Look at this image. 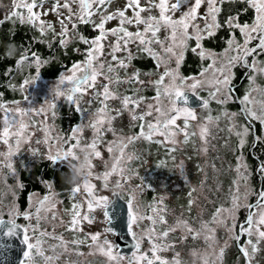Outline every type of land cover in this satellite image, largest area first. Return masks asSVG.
I'll list each match as a JSON object with an SVG mask.
<instances>
[{"label": "snow or ice", "instance_id": "6c2138e0", "mask_svg": "<svg viewBox=\"0 0 264 264\" xmlns=\"http://www.w3.org/2000/svg\"><path fill=\"white\" fill-rule=\"evenodd\" d=\"M48 0H13V11L6 14L0 25L12 20H18L21 24L27 23L38 35H34L27 46L21 45L23 51H19L14 43L15 53L4 51L0 60L15 58L17 68L27 64L35 68V75L25 77L18 86L9 84L13 91L25 93L29 87H33L40 80L41 69L56 60V56L45 58L39 52L32 51L33 44L45 45L50 51H59L64 56L69 52L76 53L82 59L75 60L65 71L60 72L55 82L48 86L50 99H45L39 108L30 101L29 96L23 95V101L29 103L28 107H21L20 100L3 101V94L0 93V112L2 116V132L0 141L8 146L7 152L0 153V170L7 168L4 176L5 184L9 177L17 181V187L23 189L24 185L19 181L17 169L14 167L12 158L16 156L24 143H30L32 133L29 132V125L24 122V117L41 115L45 123L41 128L44 134L43 143L51 145L53 141L59 143L55 154L49 151L45 158L53 165L67 162L72 167L79 160L77 150L86 152L84 167L86 171L80 177L83 184L85 196L82 203L72 204L71 220L67 225L70 232L83 233V222L92 224L95 217L90 215L96 209H103L105 220L109 217V198L105 195H96V185L90 183L93 176V159H103L98 149L100 143H105L104 137L111 133L112 140L106 141V150L111 158V163L105 161V171L95 176L96 180L103 181V188L109 187V177L113 174L119 175L120 179L115 181V189L128 188L131 180L138 177L139 173L130 165L139 161L141 156L136 152L128 153L127 149L134 146L138 141H147L165 147L166 154H173L180 149V145L191 143V137H197L198 149L201 153L208 152L209 125L218 123L221 118L228 122V131L236 137V144L233 149L235 156L236 173L229 188L231 206L217 208L212 216V221L219 227L224 228L229 239L236 242L240 256L244 264H253L257 254L262 251L261 244H264V185L259 190L252 188L251 177L254 173L259 174L264 180V159L253 169L247 163L245 150L247 147L255 149L264 146V100L260 101L259 109L255 107L254 92L264 94V87L256 85L257 75H264V0H127L123 8L109 11L113 0H55L51 7L45 11L44 5ZM75 5V7H73ZM202 5L206 8L201 11ZM226 5H243L235 10L229 9L227 15H223ZM19 9H25L27 19ZM40 9V11H36ZM131 10L132 15L128 16ZM254 13L251 22H241L243 14L249 11ZM49 13H55L60 25L59 31L53 23L42 19ZM66 13V14H65ZM155 13V14H154ZM146 14V15H145ZM223 18L221 19V17ZM98 17V19H95ZM15 18V20L13 19ZM118 20L116 28H106L109 21ZM202 21L203 23H200ZM80 25H91L94 36H86L80 31ZM125 25L135 27L130 31ZM221 29H227L228 35L224 38L226 47L221 52L205 46L206 41L217 38ZM237 31L242 40L237 39ZM161 32L164 33L161 38ZM12 36L16 33L13 31ZM113 37L114 39H109ZM19 55L17 58V54ZM188 52L198 57L202 62L210 61L206 67L202 66L199 75L185 76L180 72ZM118 53L122 55H118ZM149 58L155 64V69H163L155 80H143L142 73L136 68L134 61ZM174 62V67H173ZM245 69V79L248 80V87L242 96H237L234 80L235 69ZM123 71V77L120 72ZM9 68L5 75H10ZM211 73V79L208 78ZM127 85L124 91L119 89ZM149 88L153 89L155 95L147 97L142 93ZM211 89L208 98L198 97L202 101V107L208 108L210 100L221 106L216 117L209 115L206 122L199 126V132H189L190 121L198 119L196 113L189 107H180L177 101L187 103V92L196 95L199 91ZM85 97H89L85 99ZM63 99L76 113L80 114L81 123L72 127L69 135L52 137L51 129L47 125V113L51 112L52 117L56 116L57 101ZM110 101H118V106H111ZM98 103L94 111L92 105ZM238 103V111H229L227 105ZM9 105H13L9 107ZM87 105V107L83 106ZM143 105V110L141 106ZM127 115L129 134H123L124 129H117L116 121L123 122ZM151 117L152 119H148ZM183 118L181 127L177 121ZM240 119L243 122L237 123ZM87 121V123H84ZM252 122H258L260 132L257 133ZM85 128L93 131L89 143L81 144V135ZM11 129H16L14 132ZM183 136V140L178 137ZM161 137V139H154ZM251 137V141H249ZM14 139V148L12 140ZM74 141V143H73ZM37 144L41 141L37 140ZM227 146V145H226ZM33 157L40 156L39 149L29 148ZM264 155V147L261 149ZM175 161V156H171ZM164 165V162H161ZM176 167L181 174L184 172V162L181 161ZM199 168V165L197 166ZM215 168V164L212 165ZM49 189L48 195L36 201L35 212L31 208L21 212L16 201L18 195L13 191V200L10 205H4L0 199V215L3 209L8 208V228L5 235L15 236L20 226L16 223L15 217L23 216L29 224L23 228V240L26 250L23 251L24 260L20 264H35L34 256H43L48 264H51L57 257L45 256L41 247L43 238L59 240L61 244H67L62 236H55L47 230L41 229V221L46 219L44 212L54 209L56 201L51 195L52 183L41 180ZM69 189L71 195L81 192V183L73 182ZM143 182L136 185L135 190L129 189L127 197V229L135 241V251L132 257H124L119 254L113 241L107 239L106 234L112 233L113 229L107 227L104 232L87 233L84 239H73L70 243L78 249L81 245L88 244L89 248L95 249L106 258L108 264H180L179 253H175L173 259H167L160 255L175 249V241L168 242L169 237L180 231L183 235L180 240L186 241L189 237L195 240L200 236V231L190 226L184 219H177L173 225L163 215L164 197H160L154 205L148 207L155 215L140 213V204L136 197L144 190ZM195 191V189H193ZM115 194V191H114ZM29 194V203L32 197ZM256 196L255 205L245 203L250 196ZM191 197V192L189 193ZM194 201L189 199L188 211ZM134 204L136 205L134 207ZM47 206V207H45ZM86 206L87 212L83 209ZM256 208L254 212L252 209ZM246 208L247 215L244 222L238 221V213ZM35 218V223L31 221ZM55 219V213L52 215ZM151 222L148 228L140 227L142 220ZM231 221L229 225L228 221ZM0 223H3L0 220ZM64 222L61 221V224ZM110 223V221H109ZM157 223L160 228L157 231ZM207 222H205L206 225ZM80 226V227H78ZM55 227V226H54ZM205 241L216 242L215 230L205 228ZM31 232V235H29ZM38 234V235H37ZM104 235V239L101 236ZM248 239L241 243L242 237ZM91 241L89 244L88 241ZM147 243L149 248L142 251L141 245ZM228 240L219 249L217 259L223 262L228 249ZM78 255L82 253L77 252ZM205 264L207 259L205 258Z\"/></svg>", "mask_w": 264, "mask_h": 264}, {"label": "rangeland", "instance_id": "374dc122", "mask_svg": "<svg viewBox=\"0 0 264 264\" xmlns=\"http://www.w3.org/2000/svg\"><path fill=\"white\" fill-rule=\"evenodd\" d=\"M54 2H55V0H53V3ZM125 2H127V0H113V3L111 4V6L109 7L108 10L113 11L115 9L114 5H123ZM141 2L143 3L144 0H141ZM51 5H52V3H50L48 0V2L44 5V10L47 11L51 7ZM73 7H75V5ZM238 7H243V5H226L224 7L223 15H227L229 9L235 10ZM205 8H206V5H202L201 11H203ZM13 10H14L13 9V0H0V20H3L5 18V15L10 14ZM19 11L22 12L25 16V19H27L26 10L25 9H19ZM36 11H40V9H36ZM248 13L249 14L251 13V15H249V19L252 20L254 13L251 10ZM248 13H245L243 15H247ZM127 15L128 16L132 15L131 10L128 11ZM13 19L15 20V18H13ZM42 19H44L46 22L53 23L56 30L60 29V25L57 21V17H56L55 13H49L47 16H43ZM199 22L203 23L202 21H199ZM118 24H119L118 20H112L106 24V28H115L116 25H118ZM126 27H128L130 31L134 30V26L127 25ZM13 31L16 33L15 36L11 35V33ZM223 31L227 32V34H228L227 29H222V32ZM18 33H21L22 35L29 33L32 37L34 35H38V33H36L34 30H32L27 23L21 24L18 20H16L15 23H13L12 20L6 21L4 24L0 25V46L4 47V51L12 52L13 54L15 53V48L10 43L16 44L19 51H23V48H21V45L27 46L29 44L30 40L28 38L25 39V41L20 42ZM160 35H161V38H163L164 33L161 32ZM220 36H223V35L220 34ZM220 36H218L216 39H214L212 41H206L205 46L208 48H212L217 52H221L223 50V48L226 47V45L224 43V37L220 38ZM226 37L227 36H225V38ZM237 39L242 40V37H240L239 32L237 34ZM39 45H40L41 49L39 51L35 50L36 52H39L45 58H48V57L54 55V56H56V60L53 61L52 63L44 66L41 69L40 80L36 83L35 86L29 87L28 90L23 94H21L19 91H13L9 87V84H13V85L18 86L20 83H22V81L25 77H27L29 75H35V68L29 67L27 64L21 66L20 68H17L15 65V58L0 60V65L1 64L4 65V69H3V76L4 77L8 76V75H5V73L8 71V69L9 68L12 69V72L9 75V77L6 80L1 82L3 89L0 90V93L3 94V96H2L3 101L20 100L21 101V107H28L29 103L26 101H23V95H27V96H29V99L33 103V105L35 107L39 108L41 106V104L44 103L45 99L51 98L49 96V93H48V86L55 82V80L58 77L60 72L65 71L66 66H70V65H67V64L63 65L62 62H60L63 59L61 58L59 51L53 52V51H50L45 45H41V44H39ZM19 51L17 54V58L19 55ZM32 51H34V50H32ZM3 52H1L0 55H2ZM81 59H82V57H81ZM259 59L264 60V56L259 57ZM58 62H60V64H61L59 69H58V72L55 73L51 78L42 74V72H45L46 70H49L52 66L57 65ZM138 62H139L138 68L141 70L142 73H152L151 75H142L141 79L147 81V80H155L158 78L159 72L155 69V64H154V66H152L150 68H144L143 67L144 61L138 60ZM133 63L135 65L136 60ZM208 63H210V61H204L203 65H202V62L199 60V58H198L197 63H195V62L189 63V65L192 64V66L195 67V71L190 72V74H188L187 76H193V75L198 76L200 71H201L202 66L206 67ZM135 67H136V65H135ZM173 67H174V62H173ZM160 70H161V72L163 71V69H160ZM120 75L123 77V75H124L123 71L120 72ZM208 78L211 79V73H208ZM244 80H245L244 85L247 88L248 87V80L247 79H244ZM256 85H258L260 87H264V75H257ZM125 87H127V85H122L119 90L121 92H123ZM5 89H6V91H5ZM210 90L211 89H205V90L199 91L196 95L199 97L208 98V92ZM4 94L6 95L5 97H4ZM142 94L145 96L155 95V92L153 89L149 88L147 91L143 92ZM253 97L256 101L255 107L258 110L259 106H260V101L264 100V94H261L260 92H254ZM88 98L89 97H85V99H88ZM117 102L118 101H110V105L116 106ZM215 104H216L215 101L210 100V103H209V106L207 109L202 107V106L192 108V107H189L186 105H178L180 107L186 106V107L191 108L196 113V115L198 117V119L196 121H190V127L188 129V131L190 133L193 131L199 132V126L204 124L206 122V118L209 115L214 113V107H215L214 105ZM12 106L13 105H9V107H12ZM83 106L87 107V105H83ZM91 107H92V110L94 111L97 107H99V104L97 105V103H94ZM141 110H143V105L141 106ZM229 111L235 112V110H232V109ZM2 116H3V113L0 112V132H2V128H3ZM214 117H216V116H214ZM148 119H152V118L149 117ZM24 122L29 125L28 130H29V132L32 133L31 141H30V143H24L21 145L20 152L12 158L13 164L19 165V163H17V162H19V161L22 162L25 166L24 170L26 171V173L28 175H31V170H33L34 168H38L41 171L46 169V171L48 170V172H50L51 170L54 169V167H58L59 164L53 165L47 159L46 160L43 159V157H45L49 151H51L53 154H55L57 148L59 147V143L55 142V141H53L50 146L45 145L43 143L44 134L41 131V128L45 123L44 116H41V115L31 116L30 115V116L24 117ZM183 122H184L183 118H180L177 121V123L181 127L183 126ZM223 122L224 123L226 122L228 125V122L226 120H224L223 118H221V120L218 123H212L209 125V133L210 134L208 136V145L210 143H214V141H215V139H213V138H215V133L213 132V130H210V128L215 129ZM241 122H243V121L240 119L237 120V123H241ZM46 123H47V125L50 126V129H51L50 135L52 137H56L59 135H69L71 128L76 126L77 124L81 123V118H80L79 113H76L70 105H68L63 99H61V100L57 101L55 118L52 117L51 112H48ZM84 123H87V121H84ZM127 125H128L127 115H125L122 123H121V121L115 122L116 128L117 129L123 128L124 129L123 134H125V135L129 134V129H128ZM252 126L254 128H257V129H260V127H261L258 122H253ZM60 128L62 129V132L60 131ZM15 130L16 129H11V131H13V132ZM92 136H93V131L90 128H85L83 130L82 135H81V144L84 145V144L89 143L92 139ZM155 138L161 139V137H154V139ZM112 139H113L112 134L107 133L104 137L105 143H100L98 145V149L101 151L103 159H93L92 160V164L94 165V167L92 169L93 176L90 177V183H92L93 185H96V188H97L96 195H105L108 198L111 197V196H109V194H111L109 192L112 190L123 191L122 189H115V181L120 179L119 175L113 174L111 176V181L109 182V187L107 189H104L103 183H98L94 176H96L97 174H102V172L98 169L100 168V165H102V166L104 165L105 161H108L109 164L112 162L111 158L109 156V153L106 150V141H109ZM178 139L183 140V136L178 137ZM191 139L194 142V145L196 146V148L198 149L199 141L197 140V137H191ZM37 140H40L41 143L37 144L36 143ZM14 143L15 142L13 139L12 140L13 148H14ZM73 143H74V141H73ZM161 147L162 146L157 145L155 143H149L147 141L141 140V141H138L134 146H130L127 149L128 153L136 152L137 154H139L141 156V159L139 161H134L130 165V167L134 168L139 173V175H138V177H134L131 180L129 185H132V187H136V185L134 184L135 178H137V180H138L139 177L144 176L142 179H139V182L142 183V181L150 180L155 176L153 169L156 168L155 163H156L157 159L163 153V150ZM29 148L39 149V152L41 155L37 156V157H33L31 152L29 151ZM180 149L181 150H178L174 154L176 165H178L181 161H183V162L185 161L184 165L186 166L185 168L187 169V166L190 165L193 161L200 159V155H199L200 152L198 150H194V153H191V152H187V151L183 152V150L186 149L185 146L180 148ZM7 150H8V146L3 144L2 141H0V153L7 152ZM77 155L79 156V160H78L79 164H81L83 167L82 173L79 174V179H80L83 172L86 171V168L84 167V159H85V156L87 155V153L86 152H80L79 150H77ZM157 155H158V158L156 157ZM0 159H2V157H0ZM63 164H67V162H64ZM191 167H192V171H193L195 169L194 164ZM178 170L179 169L176 167L177 172H178ZM7 172H8L7 168H3L2 170H0V199L3 200L4 205H10L12 200H13V195L11 192V189L13 188L14 191L18 195V199H17L16 203H17L20 211L21 212L27 211L31 208V210L34 213L35 207H36V201L38 199L42 198L43 196L50 194L49 190H47L45 193L44 192L39 193L37 191H29L27 194V197L25 199V203L22 206L20 199H19L20 195L18 193V190L20 188L17 187V181L14 179V187H13V184L9 183L12 180L11 177H9L7 180V184H5L4 176L7 174ZM18 178H19V176H18ZM21 183L24 185V187H27V184H31L30 182H28V183L21 182ZM78 183H81V192H79L77 194V203L79 204V203H82L84 201L85 192H84L82 182L80 180H78ZM68 185L70 187V183H68ZM174 185L175 186L179 185L177 180H175ZM33 193L35 195L32 197V203L30 204L28 197H29V194H33ZM51 195L54 198V200L56 201V206L54 209H51V210L44 212L46 219L41 221V229L47 230V232L52 233L55 236H62L63 240L65 242H69V243L67 244V250H65V245L61 244L59 240L45 237V238H43V242L41 245V247L44 251V254H45V256L57 257V259H55L53 262H51V264H82L83 260L80 259L79 257L83 256V255L77 256L78 255L77 252L80 253V247L78 249L74 248V246L70 243V241H72L73 239H84V236L87 233H96V232L103 233L104 229L107 228L106 220L103 216V209L98 208L93 212V216L95 217V221L92 224H89L87 222H83L82 225H80L83 227V233H81V232H70L67 230V225L71 220L72 214H70L67 211L60 210V198H59L58 194H56L55 190L51 189ZM45 207H47V206H45ZM180 209L182 212L184 211V209H182L181 207H180ZM7 211H8V208L5 207L3 209V214L0 215V218H8L9 219V217L7 215ZM83 211L87 212L86 206L84 207ZM181 211L179 209H177L175 211V218H174V220H172L171 225H173L178 218L184 219ZM53 213H55V219H52ZM15 219H17V223L20 224L22 227H25L26 225L29 224V221L25 220L23 218V216H17V217H15ZM61 221H63L64 223L61 224ZM31 222L35 223V218H33V220ZM147 223H150V221H148L146 219L145 224H147ZM215 225H216V223H215ZM80 226H78V227H80ZM161 227L162 226H159L158 228H161ZM144 228H148V227L145 226ZM139 232H140V229L138 228V233ZM29 235H31V232H29ZM114 235H115V232H114V234H113V232L107 233L106 237L109 238L108 240L114 241L113 240ZM182 235H183L182 232L177 231L176 233H174V236L169 237L168 242L175 241L176 246H175L174 250L167 251V254L175 256V253H179V255H184L186 253V249L188 248V245L186 244V241L182 242L180 240V237ZM101 239H104V235L101 236ZM225 240H227V239L221 238L219 240V242L216 244H208V245H203L201 247H198V242H196L194 244V246H196V247L194 250H192V254L193 255H200V257L202 259H204V258L208 259L209 258L208 264H219V262L216 258H217V254L219 253V249H220V247L223 246ZM88 243L90 244L91 241L89 240ZM114 243H115V245L117 244L115 241H114ZM86 246H87L86 251L89 253V255L96 256V255L100 254L95 249V247L89 248L88 244H86ZM146 248H149V245L143 246L142 251H145ZM116 249H117V247H116ZM81 250L83 253L84 250L82 249V247H81ZM64 256H66L65 259H64ZM211 259L214 260V262H209ZM34 260H35V264H48V262L45 261L43 256L36 255V256H34ZM90 264H94L93 261Z\"/></svg>", "mask_w": 264, "mask_h": 264}, {"label": "flooded vegetation", "instance_id": "af4514ba", "mask_svg": "<svg viewBox=\"0 0 264 264\" xmlns=\"http://www.w3.org/2000/svg\"><path fill=\"white\" fill-rule=\"evenodd\" d=\"M50 3H53V0H49ZM126 2L123 5H114V10L118 8H123L125 6ZM95 19H98L97 17ZM246 20H243L245 22ZM247 22V21H246ZM118 25H116L117 27ZM127 26V25H125ZM115 27V28H116ZM59 31V30H57ZM80 31L86 35V36H94L96 35L95 32L92 31L91 25H80ZM135 31V27L134 30ZM238 34V31H237ZM109 39H114L113 37H110ZM34 51H39V47L34 46ZM61 58L63 59L62 64L71 65V63L75 60L81 59V56H79L76 53L69 52V55L64 56L60 52ZM118 55H122L118 53ZM142 61H149L152 63V66H154V62H152L149 58H143L138 59ZM138 60H136V68H138ZM60 62L58 65H56V69L52 71L53 73H57L58 69L60 67ZM149 66V65H148ZM240 70V68L235 69V72ZM49 71V70H48ZM158 72H161V70H157ZM246 70L244 69L243 73ZM50 72V71H49ZM45 72H42L43 75L48 76L51 78L54 74H44ZM239 77L238 81L234 80V84L236 86L237 92L236 95L242 96L246 87L244 85L245 82V73ZM153 95H148L147 97H151ZM110 103V102H109ZM118 102L116 103V106H118ZM232 106H234L238 111L240 105L238 103H230ZM98 105V103H97ZM73 109V108H72ZM225 127H220V125L217 128H210V130H213L215 133V141L214 143H210L208 145V152L207 153H199L200 159L192 162L190 165L187 166V169L184 167V172L181 174L180 170L178 172L176 171V162L172 160L171 156L174 155L166 154L165 147H161L163 150L162 155L158 158V155L156 156L158 159L155 163L156 168L153 169V172L155 173V176L150 180H144L143 185L144 190L142 194L137 195L136 199L140 204V213L144 214L145 212L147 215H155L151 209L148 207L149 205H154L160 197H164L163 202V215H165L168 225H171L172 220L175 218V211L177 209H184L183 211V217L184 220H187L193 228L200 231V236L193 240L191 237H189L186 240V244L188 245V248L186 249V253L184 255H179V261L180 264H205V258L202 259L200 255H193L192 250L195 249L196 246L194 244L198 242V247H201L203 245L208 244H216L219 242L221 238L228 240V249L225 253V256L223 258L222 264H244L243 258L240 256V253L238 252L236 242L232 239H229L228 233L224 228L219 227L217 224L215 225V222L212 221V216L215 213V210L221 206L228 208L231 206L230 200V193L229 188L231 185V181L235 178L236 173L234 170H230V166L232 169L235 167V156L233 149L236 144V137L234 134L229 133L228 131V125L225 122ZM253 124V122H252ZM253 127V126H252ZM253 129L259 133L260 129L254 128ZM60 131L62 132V129L60 128ZM158 139V138H155ZM249 141H251V137H249ZM227 145V146H226ZM180 148L184 147L183 144L179 146ZM262 147L264 146H258L255 149L251 148L250 146L246 148L245 150V156L247 157V163L251 168H255L258 164L260 159H264V155H262ZM184 152V150H183ZM44 160H46L45 157H43ZM164 162V165H161V162ZM18 164H14V167L17 169L19 181L23 183L30 182V185H34L36 183V188L29 189L31 187H23V189H19L18 193L19 195H23L26 199L27 194L29 191H37L39 193L46 192L49 190L44 183L41 182L43 179L44 181H48L52 183V190H55L56 194H58L60 198V210L67 211L70 214H72V204L77 203V194L73 197L69 191V189L73 186L71 183L78 182L79 180V174L82 173L83 167L81 164H79V161L75 162V164L72 167H69L68 164H59L58 167H54L53 170L50 172L44 170H40L38 168H34L31 170V175H28L26 171L24 170V164L22 162H17ZM185 163V161H184ZM194 164L195 169L192 171V165ZM215 164V168L212 167V165ZM199 165V168L197 167ZM102 173L105 171L104 165H100V168L98 169ZM48 172V173H47ZM95 177V176H94ZM144 176H141L138 178H135L134 184L139 185L141 184L139 182V179H142ZM9 183L13 184L14 187V179ZM175 180L178 181L179 185L175 186ZM111 181V177H109V182ZM98 183H103L101 180H97ZM70 183V187L68 185ZM251 186L252 188L259 190L262 185H264V180H261L259 174L254 173L251 177ZM129 189L135 190V187H132V185H129L128 188H125L123 191H115L112 190L109 193V201L111 200L114 191L119 194V196L126 202L127 197L130 195ZM195 189V191H193ZM14 189H11V192L13 193ZM191 192V197L189 196V193ZM189 199H192L194 203L191 207V212L188 211V201ZM127 203V202H126ZM245 203H251L255 205L256 203V196H250L248 201ZM78 204V203H77ZM136 205H134L135 207ZM180 206V207H179ZM254 212L256 211V208L254 207L252 209ZM247 209L242 208L240 212L238 213V221L240 223L244 222L245 216L247 215ZM90 215H93L91 213ZM109 217L106 220V225L108 223ZM145 220H142L140 223V228L150 227L151 222L145 224ZM17 222V219H16ZM205 222L206 225H205ZM229 225L231 224V221H228ZM160 225L157 224V231L160 230L158 228ZM107 227H109L107 225ZM24 228V227H23ZM138 228H136V231L138 233ZM205 228H212L215 230V236H216V242L212 241H205V235L206 230ZM114 234V230L112 231ZM174 236L172 234L170 237ZM105 238V237H104ZM107 239H109L107 237ZM248 239L247 236H243L241 243L246 241ZM114 242V241H113ZM147 243H144L141 245V248L143 246H147ZM82 249L84 252L82 253ZM117 250L118 245L116 244ZM262 251L257 254L256 260L253 261V264H264V244H261ZM73 248V247H72ZM87 246L86 244L80 246V253H82L83 256H80L79 258L82 259V264H90L92 261L94 264H108L106 258L102 256L101 254H98L96 256L89 255V253L86 251ZM148 248H146L145 251H147ZM135 249L132 250L130 254L122 253L120 255L124 257H132L133 252ZM85 253V254H84ZM163 257L167 259H173V255L167 254V252L160 253ZM79 256V255H77ZM66 256H64V259ZM207 259V258H206ZM209 259V258H208ZM207 259V264H208ZM217 259V258H216ZM218 260V259H217ZM209 262H214V260H210ZM219 264H221V261L218 260ZM123 264H126V261L123 262Z\"/></svg>", "mask_w": 264, "mask_h": 264}, {"label": "water", "instance_id": "95a60500", "mask_svg": "<svg viewBox=\"0 0 264 264\" xmlns=\"http://www.w3.org/2000/svg\"><path fill=\"white\" fill-rule=\"evenodd\" d=\"M187 103L183 101H177L178 105H186L192 108L202 106V101L197 95H193L191 92L186 93ZM110 205L108 208L109 220L107 225L111 227L115 235L113 240L118 245L119 254L126 253L130 254L134 249L133 245L135 241L132 236L128 233L127 229V203L119 196L117 192L113 194ZM3 223H0V264H20L21 260L24 259L23 251L26 250L25 245L22 243L23 240V227L17 231V235L8 236L5 235L8 228L11 227L8 224V218H0ZM110 221V223H109Z\"/></svg>", "mask_w": 264, "mask_h": 264}, {"label": "trees", "instance_id": "16d2710c", "mask_svg": "<svg viewBox=\"0 0 264 264\" xmlns=\"http://www.w3.org/2000/svg\"><path fill=\"white\" fill-rule=\"evenodd\" d=\"M248 15V16H247ZM247 15H243L242 17H241V22H243V20H246L247 22H251V19H249V15H251V13L249 14H247ZM223 18V16L221 17V19ZM21 33H18V35H19V39H20V42H23V41H25V39H29V40H31V38H32V36L29 34V33H26L25 35H20ZM220 34H222L223 36H220ZM228 34H227V32H225V31H223L222 32V29L220 30V32L218 33V36H220V38H222V37H224L225 38V36H227ZM217 36V37H218ZM219 39V38H218ZM34 46H36V47H39V49H41L40 48V45L39 44H33L32 45V50L34 49L33 47ZM4 51V47L3 46H0V53L1 52H3ZM193 62H195V63H197L198 62V58L196 57V56H194L192 53H190V52H188V54H187V56H186V59H185V61H184V63L182 64V66H181V68H180V72L183 74V75H185V76H187L188 74H190V72H194L195 71V67H193L192 66V64L191 65H189V63H193ZM59 64V62L57 63V65ZM149 65V66H148ZM143 67L144 68H150V67H152V63L151 62H149V61H144L143 62ZM3 69H4V65H0V90L1 89H3V87H2V84H1V82L2 81H4V80H6L8 77H9V75L8 76H6V77H4L3 76ZM56 69V65L55 66H52L50 69H49V71L51 72V73H53L52 71H54ZM48 70H46L45 71V73L44 74H49L50 72H49ZM243 71H244V69H240V70H238L237 72H236V78H235V81H238V79H239V77H241V75H242V73H243ZM53 74H55V72L53 73ZM5 91H6V89H5ZM6 95L4 94V97H5ZM215 107H214V113L213 114H211V116L212 117H214V116H217L218 114H219V112H220V109H221V106L220 105H218V104H215L214 105ZM227 108H228V110H237L234 106H232L231 104H228L227 105ZM220 127H225V124H224V122L223 123H221L220 124ZM183 146H185V145H183ZM186 147V149L184 150V151H187V152H191V153H194V142L192 141V139H191V143H189L188 145H186L185 146ZM175 154V153H174ZM196 161V160H195ZM194 162V161H193ZM48 171V170H47ZM48 173V172H47ZM27 187L29 188V187H31V188H29V189H34V188H36V183H34V185H30V184H27ZM20 202H21V205L23 206L24 205V203H25V198H24V196L23 195H20ZM181 213H182V215H183V212L181 211Z\"/></svg>", "mask_w": 264, "mask_h": 264}, {"label": "bare ground", "instance_id": "6f19581e", "mask_svg": "<svg viewBox=\"0 0 264 264\" xmlns=\"http://www.w3.org/2000/svg\"><path fill=\"white\" fill-rule=\"evenodd\" d=\"M24 260V259H23Z\"/></svg>", "mask_w": 264, "mask_h": 264}]
</instances>
